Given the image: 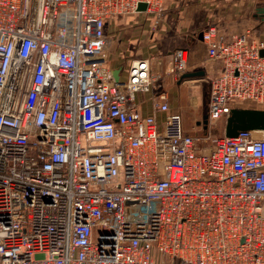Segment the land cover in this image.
<instances>
[{
	"label": "built area",
	"instance_id": "built-area-1",
	"mask_svg": "<svg viewBox=\"0 0 264 264\" xmlns=\"http://www.w3.org/2000/svg\"><path fill=\"white\" fill-rule=\"evenodd\" d=\"M164 1L0 0V264H264V131L192 134L179 111L158 120L162 93L143 115L163 75L106 65L108 23ZM203 40L210 128L234 101L264 109V41Z\"/></svg>",
	"mask_w": 264,
	"mask_h": 264
},
{
	"label": "crops",
	"instance_id": "crops-1",
	"mask_svg": "<svg viewBox=\"0 0 264 264\" xmlns=\"http://www.w3.org/2000/svg\"><path fill=\"white\" fill-rule=\"evenodd\" d=\"M259 8H264V0H165L159 16L148 12L118 16L107 25L106 65L116 77L125 79L134 60H149L152 69L163 77L150 92L137 94L142 101L141 113H151L152 95L162 93L166 99L161 100L163 108L156 114L160 122L170 112L179 111L190 133L212 131L214 127H206L203 122L210 98V83L206 90L204 79L209 81L221 64L208 60L203 32L215 26L225 40L248 31L251 37L264 41V14ZM178 48L188 50V73H194L185 80L175 79L171 73ZM233 107L262 108L250 103H234ZM154 258L163 264H184L157 251Z\"/></svg>",
	"mask_w": 264,
	"mask_h": 264
},
{
	"label": "water",
	"instance_id": "water-1",
	"mask_svg": "<svg viewBox=\"0 0 264 264\" xmlns=\"http://www.w3.org/2000/svg\"><path fill=\"white\" fill-rule=\"evenodd\" d=\"M147 4L140 3L138 10H146ZM259 11L264 14V8H259ZM261 55L264 56V48L261 50ZM204 73V72H200ZM194 73L186 72L183 77H191ZM118 78V77H116ZM203 122L208 127V115L204 116ZM263 130L264 131V109L263 108H248V107H233L230 115L225 123V135L235 136L241 130Z\"/></svg>",
	"mask_w": 264,
	"mask_h": 264
},
{
	"label": "rangeland",
	"instance_id": "rangeland-1",
	"mask_svg": "<svg viewBox=\"0 0 264 264\" xmlns=\"http://www.w3.org/2000/svg\"><path fill=\"white\" fill-rule=\"evenodd\" d=\"M124 16H126V15H124ZM116 19V18H115ZM114 20V19H113ZM111 22V21H110ZM106 33H107V28H106ZM188 70H189V67H188V63H187V65H186V72H188ZM185 72V73H186ZM206 77V76H205ZM204 77V78H205ZM174 78L175 79H179V80H185L186 79V77H183V75H181V76H174ZM194 79H192V81H193ZM196 80H198V81H196L197 83H201V80H199V79H196ZM205 81H204V88L207 90L208 88H209V81L205 78L204 79ZM193 82H195V81H193ZM203 82V81H202ZM234 103L236 104V105H245V104H249L250 102L249 101H247V102H238V101H234ZM250 104H252V103H250ZM254 105V104H253ZM257 107H259V106H257ZM225 123H226V120H224V119H222L221 121H219L215 126H213L212 128V133L214 134V135H217V136H220V135H223L224 134V132H225ZM198 135H202L203 133H197ZM205 145V144H204ZM95 239H97V235H95Z\"/></svg>",
	"mask_w": 264,
	"mask_h": 264
},
{
	"label": "bare ground",
	"instance_id": "bare-ground-1",
	"mask_svg": "<svg viewBox=\"0 0 264 264\" xmlns=\"http://www.w3.org/2000/svg\"><path fill=\"white\" fill-rule=\"evenodd\" d=\"M262 132H263L262 130H260V131H257V134H258V135H261V134H262Z\"/></svg>",
	"mask_w": 264,
	"mask_h": 264
}]
</instances>
